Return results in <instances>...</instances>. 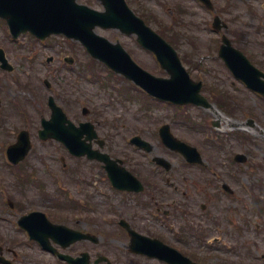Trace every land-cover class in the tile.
<instances>
[{
    "label": "rangeland",
    "instance_id": "rangeland-1",
    "mask_svg": "<svg viewBox=\"0 0 264 264\" xmlns=\"http://www.w3.org/2000/svg\"><path fill=\"white\" fill-rule=\"evenodd\" d=\"M226 1L229 0L216 1L219 11L224 12L221 14L223 23L228 24L229 32L234 30L240 33L244 29V21L234 16L243 15V4L233 0L235 8L231 14L227 12L230 5ZM79 2L96 10H103L97 0ZM127 2L149 26L173 42L193 79L203 77L204 73L206 80L210 81L215 75L208 71L218 72L220 68L217 65H224L218 58L220 36L211 28L213 16L196 0H127ZM96 32L111 42H120L133 60L149 73L157 77H169L161 69L156 58L137 43L135 36L123 35L118 30L100 28ZM238 42H235L238 48L241 50L245 48L242 37ZM0 48L5 50L9 62L15 67L13 72H4L0 69L2 99L0 186L9 193L4 199L9 197L15 201L19 200V205L42 202L44 205L54 207L63 201L56 190L62 186L69 187L73 193L81 190V195H76L80 196L76 198L77 202L84 201L89 202V205L99 206L97 190L92 187L94 180L97 179L99 187L105 189L103 199L107 206L115 207L120 200L125 210L134 208V204H127L129 197L115 193L108 181L101 183L105 176L94 177V174L104 175L101 164L71 156L58 141L40 140L38 132L41 129V119L42 117L49 119L51 115L47 105L50 95L56 98L58 105L76 125L83 121L94 124L99 139L106 143L102 151L113 159L122 160L124 166L141 180L153 181L164 190H171L170 187L163 185L167 178L181 184L183 189L190 190L206 188L210 182L204 184L210 179L208 174L201 171L200 167L188 166L179 153L165 147L159 136L160 128L166 124L170 125L177 139L196 147L206 160V165L211 164L213 150L204 142V138L207 136L209 138L210 133L206 131L202 134L199 127L201 113L197 107L188 106L176 110L172 105H164L157 101L152 103L133 83L119 75H112L104 65L91 59L80 43L63 36H53L43 42L35 41L30 36L13 40L8 27L0 20ZM65 57L73 58L75 64L70 66L65 63ZM50 58L53 61L47 63ZM92 73L95 77L91 75ZM46 79L52 84L51 90L44 84ZM84 107L89 110L87 116L82 114ZM22 130H28L32 139V150L23 166L24 170L33 174V179L27 182V185H21L16 181L9 169L6 156V147L17 141V136ZM135 136L152 145L151 153L131 143ZM94 148L98 149L99 146L94 144ZM154 157L166 159L171 169L168 172L160 169L161 167L153 161ZM62 158L66 161V167L62 165ZM218 167L221 172L227 168L234 169L236 166ZM78 173L81 174L80 178H77ZM77 179L83 182H78ZM35 181H39L42 186L35 185ZM226 181L234 188L240 189L230 178ZM248 184L252 189H256L255 193H260L262 189L259 187L260 182ZM45 193L49 195L47 201L41 198ZM65 204L64 201L63 205ZM105 204L100 210H105ZM93 216V213L89 214V217ZM103 228L106 237L115 229L108 226ZM250 240L259 243L258 252L264 254V226L261 238L252 234Z\"/></svg>",
    "mask_w": 264,
    "mask_h": 264
},
{
    "label": "flooded vegetation",
    "instance_id": "flooded-vegetation-1",
    "mask_svg": "<svg viewBox=\"0 0 264 264\" xmlns=\"http://www.w3.org/2000/svg\"><path fill=\"white\" fill-rule=\"evenodd\" d=\"M210 1L216 5L217 0ZM236 1L243 4V15L234 17L244 21L239 34L250 65L239 74L217 65L220 69L212 71L210 84L201 80L202 93L213 109L198 107L200 113L204 110L200 119L213 129L212 164L236 167L220 172L213 166L204 184L210 182L202 189H183L175 181L171 190L152 183L147 187L156 188L142 194L122 193L132 198L129 204L134 208L119 205L109 222L105 214H95V208L74 205L73 195L70 205H19L17 200L18 205L0 206V264H70L67 259L82 258L88 264H264L259 243L250 240L252 234L261 238L264 226V0ZM226 3L227 12L233 14V0ZM223 13L216 10L220 17ZM215 109L232 121L221 120ZM241 179L260 182V193L242 186ZM256 194L260 204L252 205ZM48 220L88 237L62 239L53 235ZM105 226L115 227L107 237ZM126 227L173 248L178 256L162 253L161 248L133 247L138 240Z\"/></svg>",
    "mask_w": 264,
    "mask_h": 264
},
{
    "label": "water",
    "instance_id": "water-1",
    "mask_svg": "<svg viewBox=\"0 0 264 264\" xmlns=\"http://www.w3.org/2000/svg\"><path fill=\"white\" fill-rule=\"evenodd\" d=\"M99 1L105 7V12L78 5L76 0H0V17L8 21L15 37L30 31L41 39H46L52 34H64L68 38L80 41L95 59L135 81L148 93L163 101H171L179 105L199 103L201 101L199 85L191 80L174 48L138 18L129 9L125 0ZM96 27L119 29L124 34L137 35L138 42L156 54L162 67L170 74V78H156L142 70L119 43L113 44L97 35ZM221 56L227 65L246 63L242 54L232 50L230 45L222 48ZM0 61L4 68L11 69L2 50H0ZM50 107L53 111L52 120L43 122L44 130L40 132L42 139L55 138L65 143L77 155L87 153L90 158L105 162L115 185L127 179H134L126 172L120 175L112 174L116 169V162L111 161L107 155L93 152L90 145H84L81 141L84 134H87L90 140L96 138L90 123L75 128L52 97ZM66 123L69 125L66 126ZM161 137L168 147L182 153L188 161L200 162L197 150L176 140L170 134L168 126L162 128ZM133 142L148 145L139 138L134 139ZM30 148L29 134L22 132L19 143L9 150V155L24 158ZM158 161L161 164L163 162L160 159Z\"/></svg>",
    "mask_w": 264,
    "mask_h": 264
}]
</instances>
